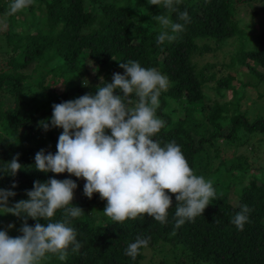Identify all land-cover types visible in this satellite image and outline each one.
Listing matches in <instances>:
<instances>
[{
    "label": "trees",
    "instance_id": "16d2710c",
    "mask_svg": "<svg viewBox=\"0 0 264 264\" xmlns=\"http://www.w3.org/2000/svg\"><path fill=\"white\" fill-rule=\"evenodd\" d=\"M12 2L0 3V15L7 25L1 38L12 51L7 61L9 67L0 69V170L14 157H18L21 169L15 176L0 171V189L16 193L15 197H9L8 207L29 199L26 192L33 189L35 181L72 179L84 189L83 178L67 172L43 173L35 169V154L41 149L45 154H55L58 137L55 128L33 130L36 126L33 122L43 117L44 121H50L47 117L53 113V104L67 101L85 88L93 94L97 91L92 81L82 85L79 64L86 58L97 65L95 78L107 67L106 79L115 69L123 74L119 63L128 60L138 61L142 67L154 68L167 77L168 88L161 91L156 110L165 125L154 139L161 146L173 141L179 145L194 174L211 180L216 192V199L203 215L176 228V201L171 193L168 194L172 196L173 206L168 209L166 223L145 214L121 224L104 214L99 193L89 199L82 191L80 196L74 195L72 204L83 209L84 214L70 218L69 224L77 232L81 249L73 253L70 246L63 261L57 255L46 254L39 264H264V152L256 163L258 172L251 173L248 182L239 185L241 178L237 179L232 170L246 173L250 167L246 156L239 155L228 168H223L226 162L221 158L220 143L222 138L232 146L246 143V137L236 134L240 126L248 133L264 134V117L250 122L236 104L209 102L204 91L207 83L214 81L215 90H220L222 86H230L232 76L217 79L214 72L207 71L209 63L197 67L192 61L196 53L211 50L209 45H199L197 40L212 38L220 44L236 36L239 47L230 63L244 65L256 83L264 81V22L259 29L258 24L249 23L251 27L246 25L249 31H244L245 26L240 27L234 17L239 6L251 2H260V10L264 11V0H179V4L174 0L178 12H188L187 23L178 18V12L149 5L148 0H32L26 9L7 15ZM91 2L93 10L87 8ZM260 10L251 9L252 16ZM160 14L183 25L174 41L157 43L156 37L162 29L152 17ZM42 60L46 63L44 68L39 65ZM55 60H60L59 64L54 69L48 67V62ZM31 61L35 62L36 77L17 72ZM59 77L64 83L61 90L55 87ZM75 77L80 80L67 85V80L70 82ZM32 86L39 92L31 97L30 106L26 89ZM132 100H136L135 94ZM169 100L175 101L176 107L167 112L166 108L171 106ZM176 110L179 116L174 118L171 113ZM227 118L231 129L224 135L221 122ZM218 158L219 163L213 165ZM232 188L236 206L227 198ZM87 202L89 205L84 208ZM245 204L251 209L249 222L239 231L230 221ZM6 211L0 207V226L13 222L23 225V219L5 214ZM63 218L64 210L58 209L52 219ZM27 223L33 227L36 223L46 226L47 221L27 218ZM138 236L150 238L149 244L133 260L125 255V249Z\"/></svg>",
    "mask_w": 264,
    "mask_h": 264
},
{
    "label": "clouds",
    "instance_id": "9594fccd",
    "mask_svg": "<svg viewBox=\"0 0 264 264\" xmlns=\"http://www.w3.org/2000/svg\"><path fill=\"white\" fill-rule=\"evenodd\" d=\"M32 0H13L7 15L29 7ZM149 5L162 6L178 12L174 0H148ZM179 4V0H175ZM178 18L189 20L188 12H178ZM161 26L156 37L158 44L176 39L183 25L174 23L167 15L153 16ZM124 73H114L112 82L101 78L95 94H85L74 100L53 104L50 121L40 126L62 128L55 154L41 149L35 154L34 167L43 173L62 174L83 178L84 195L91 199L99 193L106 200L104 214L111 221L123 223L128 219L147 215L160 223L167 222L168 209L175 196V227L203 215L216 192L211 180L194 174L181 147L174 141L161 146L154 137L164 127L158 118L159 97L167 90L168 79L154 68H144L138 61L119 63ZM135 94V102L132 96ZM110 130V134L106 132ZM21 169L18 157L7 162L3 171L15 176ZM16 184L13 183L12 188ZM78 187L72 179L50 178L41 183L35 181L33 189L26 192L27 200H20L8 207L9 197L16 193L0 189V207L5 214L23 219L18 237H10L0 230V264H39L46 254L57 255L63 261L69 247L79 252L82 244L76 230L69 226L70 218L84 214L83 209L73 206L74 190ZM68 205H72L68 207ZM58 209L64 210V218L54 221ZM251 209L245 204L231 219L239 231L249 222ZM27 218L43 219L46 226L36 223L29 226ZM14 225H8L13 228ZM150 238L137 237L125 249V255L136 259L141 248H146Z\"/></svg>",
    "mask_w": 264,
    "mask_h": 264
},
{
    "label": "rangeland",
    "instance_id": "374dc122",
    "mask_svg": "<svg viewBox=\"0 0 264 264\" xmlns=\"http://www.w3.org/2000/svg\"><path fill=\"white\" fill-rule=\"evenodd\" d=\"M8 0H0V3H6ZM260 2H251L250 4H243L237 8L235 19L239 21V26L244 27V31H249V27L251 25L249 23H255V25L258 24V29L260 28V24L264 22V11L260 10ZM87 8L93 10L92 2L89 3ZM259 8V12L257 15L252 16L251 9H257ZM4 17L0 15V69H5L6 67H9L7 64L8 57L12 54V51L10 50V46L6 44V41L4 38H1V35L3 34V30L7 29V25L3 21ZM151 20L150 18H148ZM248 25V26H246ZM197 43L199 45H209L211 47V50L204 51L203 53H196L192 59V61L196 64L197 67H202L203 65L209 63L210 67L207 70L208 72H214L215 77L217 79L221 77H226L231 75L232 80L230 82L229 87L222 86L220 90H215V82L211 81L208 82L206 87L204 88V91L206 93V96L209 97V102H212L213 100L218 101L220 103L224 102H230L233 104H236L240 111V113L244 116V118L248 119V121H253L257 117H264V81L257 82L255 77L248 71V69L239 63H230L232 60V56L237 52L239 47V42L237 41L236 36H232L225 40L224 42L218 44L215 43L214 39L212 38H202L197 40ZM248 44L246 48H249ZM60 60L55 61H49L48 67L55 68L59 64ZM45 62L42 60L39 62V65L41 68L45 67ZM35 67V62L31 61L28 64H26L25 67L17 69V72L20 74H32V77H36V73L33 72ZM80 73L79 75L82 76V85H86L87 82L92 81L94 86H101V78H103L104 82L111 83L112 82V76L114 73H120L118 72V69H115L113 73L110 74V77L106 79L107 71L109 70V67L105 68L103 71H101L97 78H95V74L97 72V65H93L92 62L86 58L79 64ZM259 70H261V67H258ZM59 81L55 83V87L58 88V90H61L64 88L63 84L61 83L63 81L62 77L58 78ZM31 79H29L30 81ZM80 80V78L75 77L73 80H67V85L71 83H77V81ZM85 82V83H84ZM54 85V84H53ZM28 92L26 95V99L30 102V106L32 105L31 97L39 92V89L36 86H32L31 88L26 89ZM85 94H93L90 92L88 88L83 89L82 91L76 93L75 95H72L67 101L74 100L80 96H83ZM95 94V93H94ZM134 101V100H133ZM171 103V106L167 107L166 110L169 112L170 110L174 109L176 107V103L173 100H169ZM7 102V100H6ZM135 102V101H134ZM11 105L12 103H5V106ZM169 110V111H168ZM172 117H178L179 114L177 110L175 112L171 113ZM52 115H48V118L50 119ZM44 121V117L40 118L38 122H33V124H36L35 129H37L40 126V122ZM222 129L221 133L224 135L229 133L231 129V121L227 118L225 120H222L221 122ZM57 129L56 136L59 137V135L62 133V128H55ZM40 132L43 133L42 129H40ZM108 134H110V130H106ZM237 136L244 138H247V142L238 145V146H232L229 144L227 139L222 138L220 140L222 151H221V158H224V161L226 162V165H223V168H228L233 162L236 161V157L239 155L246 156L247 162L249 163L250 167L248 168L246 173H242L236 168H233V173H235L237 179L238 176H240L241 184H245L248 182L249 178L251 177V173H257L258 170L256 169V163L258 162V158L262 156V153L264 152V134L263 133H248L243 126H240L236 130ZM197 139V137H196ZM45 141H48L46 139ZM259 146V147H258ZM220 159H215L214 164H218ZM222 168V169H223ZM83 189H81L79 186L74 190V195L80 196ZM83 197V196H82ZM100 198V195H98ZM227 198L230 200V202L236 206L238 205L235 190L232 188L228 191ZM106 200H103L102 204L106 206ZM89 203H85L83 206L84 208H87ZM98 207V206H96ZM94 209H96L94 207ZM20 223H11V225H14L13 228H8L7 223L3 226H0V230H6L8 235L10 237H18L21 236L22 233L19 231V229L22 226H19ZM10 225V224H9Z\"/></svg>",
    "mask_w": 264,
    "mask_h": 264
}]
</instances>
